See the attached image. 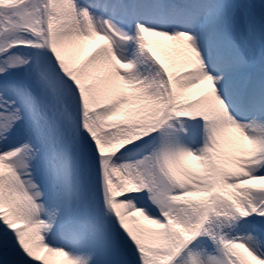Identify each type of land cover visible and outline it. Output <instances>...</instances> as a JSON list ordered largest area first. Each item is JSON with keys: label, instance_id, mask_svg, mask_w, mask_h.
I'll return each instance as SVG.
<instances>
[{"label": "snow or ice", "instance_id": "1", "mask_svg": "<svg viewBox=\"0 0 264 264\" xmlns=\"http://www.w3.org/2000/svg\"><path fill=\"white\" fill-rule=\"evenodd\" d=\"M0 264H264V0H0Z\"/></svg>", "mask_w": 264, "mask_h": 264}]
</instances>
